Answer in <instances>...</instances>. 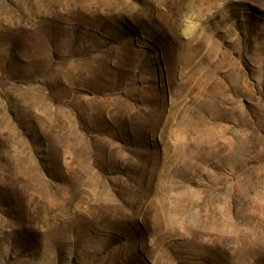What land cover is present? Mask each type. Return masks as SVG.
Returning a JSON list of instances; mask_svg holds the SVG:
<instances>
[{
	"label": "rangeland",
	"instance_id": "1",
	"mask_svg": "<svg viewBox=\"0 0 264 264\" xmlns=\"http://www.w3.org/2000/svg\"><path fill=\"white\" fill-rule=\"evenodd\" d=\"M0 264H264V0H0Z\"/></svg>",
	"mask_w": 264,
	"mask_h": 264
}]
</instances>
